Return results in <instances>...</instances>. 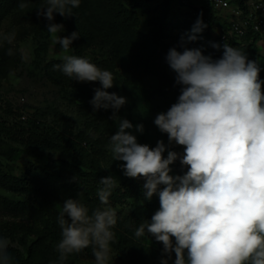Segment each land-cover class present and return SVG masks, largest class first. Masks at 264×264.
<instances>
[{
	"label": "rangeland",
	"instance_id": "obj_1",
	"mask_svg": "<svg viewBox=\"0 0 264 264\" xmlns=\"http://www.w3.org/2000/svg\"><path fill=\"white\" fill-rule=\"evenodd\" d=\"M209 1L175 0L170 28L154 43L152 20L163 0H81L71 16L54 13L51 21L64 25L60 37L80 34L65 53L59 43L52 44L50 22L38 14L45 0H28L25 9L19 7L21 0H0V37L14 34L11 44L0 39V237L10 242L11 264L63 262L56 250L62 238L57 217L67 199L83 203L89 215L97 208L116 211L112 230L118 235L110 243V264H161L168 259L163 245L147 231L139 239L134 235L159 209L158 194L144 199L146 181L126 177L123 162L113 160L108 145L118 131L115 112L133 124L126 131L138 143L155 147L162 140L165 158L168 150L183 155V147L170 144L154 124L157 114L177 102L182 88L166 60L169 50L196 48L192 42L182 44L181 38L186 41L198 18L206 27L194 43L204 55L221 58L225 42L247 55L250 44L245 34L233 30L231 10H216ZM230 4L239 5V0ZM258 49L264 56V38ZM64 55L86 58L111 71L114 86L106 91L126 97L127 103L118 111L94 110L90 101L100 83L79 82L54 69L63 64ZM138 124L144 127L142 133L135 129ZM170 167L173 176L187 171L179 158ZM109 175L117 184L103 205L99 181ZM174 260L171 255L168 264ZM65 261L94 264L91 246Z\"/></svg>",
	"mask_w": 264,
	"mask_h": 264
},
{
	"label": "clouds",
	"instance_id": "obj_2",
	"mask_svg": "<svg viewBox=\"0 0 264 264\" xmlns=\"http://www.w3.org/2000/svg\"><path fill=\"white\" fill-rule=\"evenodd\" d=\"M39 15L50 23L47 31L53 45L59 43L67 53L79 37L58 35L63 24L51 23L54 13L72 15L81 0H45ZM20 9L28 7L21 0ZM206 25L198 18L182 44L198 39ZM14 34L0 37L12 43ZM213 47L219 48L218 44ZM12 54L11 49L8 52ZM63 64L54 65L79 82H99L90 101L94 110L118 111L127 98L108 92L114 86L113 73L86 58L64 55ZM166 60L182 85L176 103L159 113L154 124L168 141L183 147V155L168 150L164 142L155 147L138 143L129 129L133 124L114 116L118 131L110 137L113 160L122 161L126 177L146 181L143 196H159V209L151 220L135 230L137 239L145 232L163 245V254L174 264H264V81L260 66L239 48L227 42L219 59L204 55L198 48L178 51L171 48ZM11 75V74H10ZM143 132L142 124L135 126ZM187 171L170 175L177 159ZM98 198L108 205L116 179L109 175L99 181ZM163 185V188L160 186ZM61 240L56 245L60 261L92 248L94 264H110V243L117 213L112 207L89 209L78 200L67 199L57 217ZM174 238V242H173ZM9 240L0 237V264H11ZM162 259L161 264H168Z\"/></svg>",
	"mask_w": 264,
	"mask_h": 264
},
{
	"label": "trees",
	"instance_id": "obj_3",
	"mask_svg": "<svg viewBox=\"0 0 264 264\" xmlns=\"http://www.w3.org/2000/svg\"><path fill=\"white\" fill-rule=\"evenodd\" d=\"M175 0H163V3L160 8V14L153 18V22L155 25V29L153 30V41L154 43H157L158 40L162 37H164V32L170 28V23L168 22L169 17L171 16L170 13L172 12ZM244 0H239V5L243 8L244 7ZM250 40V44L247 48V57L249 60L256 61L260 66V74L259 78L261 81H264V56L260 52V49H258V43L264 38V34L261 35L258 31L252 29L251 27L248 29V31L245 34ZM196 48L199 49V46L192 42ZM204 51V50H203ZM262 90H264V85H262ZM142 222V221H140ZM114 234L118 235L114 232ZM174 242V238H173ZM172 255H175L173 252ZM59 264H73L69 261H63Z\"/></svg>",
	"mask_w": 264,
	"mask_h": 264
},
{
	"label": "built area",
	"instance_id": "obj_4",
	"mask_svg": "<svg viewBox=\"0 0 264 264\" xmlns=\"http://www.w3.org/2000/svg\"><path fill=\"white\" fill-rule=\"evenodd\" d=\"M187 0H182L186 3ZM210 5L216 10H231L235 20L233 21V30L238 34L244 35L251 27L264 34V0H247L244 7L240 5L232 6L230 0H210Z\"/></svg>",
	"mask_w": 264,
	"mask_h": 264
}]
</instances>
